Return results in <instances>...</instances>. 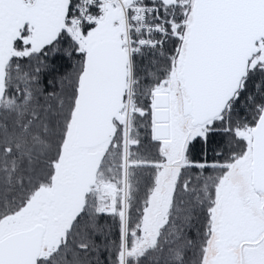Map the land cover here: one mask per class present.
Wrapping results in <instances>:
<instances>
[{"label": "snow or ice", "instance_id": "6c2138e0", "mask_svg": "<svg viewBox=\"0 0 264 264\" xmlns=\"http://www.w3.org/2000/svg\"><path fill=\"white\" fill-rule=\"evenodd\" d=\"M0 264H264V0H0Z\"/></svg>", "mask_w": 264, "mask_h": 264}, {"label": "trees", "instance_id": "16d2710c", "mask_svg": "<svg viewBox=\"0 0 264 264\" xmlns=\"http://www.w3.org/2000/svg\"><path fill=\"white\" fill-rule=\"evenodd\" d=\"M106 255H107L106 253L102 254L101 255V260H103Z\"/></svg>", "mask_w": 264, "mask_h": 264}]
</instances>
